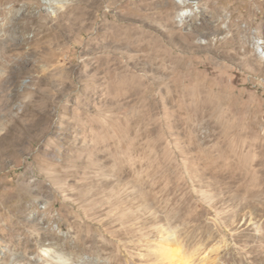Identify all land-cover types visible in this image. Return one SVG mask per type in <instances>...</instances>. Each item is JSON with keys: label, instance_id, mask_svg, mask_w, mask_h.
<instances>
[{"label": "rangeland", "instance_id": "obj_1", "mask_svg": "<svg viewBox=\"0 0 264 264\" xmlns=\"http://www.w3.org/2000/svg\"><path fill=\"white\" fill-rule=\"evenodd\" d=\"M82 1L0 0V264H264V0Z\"/></svg>", "mask_w": 264, "mask_h": 264}, {"label": "bare ground", "instance_id": "obj_2", "mask_svg": "<svg viewBox=\"0 0 264 264\" xmlns=\"http://www.w3.org/2000/svg\"><path fill=\"white\" fill-rule=\"evenodd\" d=\"M98 1H99V0H98ZM83 2H87V1L84 0V1H82V3H83ZM99 2H100V1H99ZM160 2H161V0H156V1L152 2L151 4H149L150 7L147 5V6L150 8V13L148 12V13H149L148 17H149V16H155V15H157V14H161V13H160V10L157 11L156 8L153 7V6L156 5V3L158 4V3H160ZM88 3H89V2H88ZM96 3H97V2H96ZM90 5H91V4H90ZM136 5H137V4H136ZM143 5H144V4H143ZM145 5H146V3H145ZM85 6H86V5H85ZM140 6H141V5H140ZM133 8H134V7H133ZM149 8H148V9H149ZM167 8H168V7H167ZM84 9H85V7H84ZM131 9H132V8H131ZM157 9H160V6L157 7ZM163 9H164V8H163ZM162 11H163V10H162ZM137 12H138V11H137ZM137 12H136V13H137ZM139 12H140V11H139ZM168 12H169V11H168ZM130 13H132V12H130ZM140 13H141V12H140ZM143 13H144V12H143ZM163 13H164V12H163ZM91 14L93 15L94 13H88V12L82 10V11L77 12L76 14H73L71 17L66 13L65 18H67V19L70 18V19H71V18L73 17L74 20H77V22H78V20L81 21V19H84V18H86L87 15H91ZM75 15H76V16H75ZM77 15H78V16H77ZM169 15H170V14H169ZM94 16H95V15H94ZM166 16H167V15H166ZM166 16H165V17H166ZM185 17H186V16H185ZM65 18H64V19H65ZM73 18H72V19H73ZM137 18H138V17H137ZM161 18H162V17H161ZM163 18H164V17H163ZM168 18H169V17H168ZM110 19H111V18H110ZM158 19H159V18H158ZM159 21H160V20H159ZM161 21H162V20H161ZM166 21H167V19H166ZM167 22H168V21H167ZM168 24H169V23H168ZM172 24H173V23H172ZM172 24H171V25H172ZM173 26H174V25H173ZM197 26H198V25H197ZM198 27H199V26H198ZM171 28H172V27H171ZM173 28H174V27H173ZM110 30H111V29H110ZM171 30H172V29H171ZM176 31H177V30H176ZM191 31H194V30H191ZM173 32H174V31H173ZM194 32H195V31H194ZM179 33H180V32H179ZM107 34H109V33H107ZM169 34H170V33H169ZM173 34H174V33H173ZM173 34H172V36H173V38H174L175 35H173ZM177 34H178V32L176 33V36H178ZM109 35H110V34H109ZM179 35H180V34H179ZM110 36H111V35H110ZM172 36H171V37H172ZM111 37H112V36H111ZM118 37H119V36H118ZM199 39H201V38H199ZM119 40H120V39H119ZM121 40H122V39H121ZM109 41H110V39H109ZM200 41H201V40H200ZM179 42H180V41H179ZM209 42H210V41H209ZM225 42H226V41H225ZM115 43H116V42H115ZM115 43H114V44H115ZM190 43H191V42H190ZM210 43H211V42H210ZM116 44H117V43H116ZM124 44H125V43H124ZM196 44H197V43H196ZM237 44H238V43H237ZM121 45H122V44H121ZM202 45L208 46V42L206 43V42H204V41H201L199 47H201ZM238 45H239V44H238ZM185 46H187V48H191V47H192L191 44H186ZM209 46H210V45H209ZM112 47H113V46H112ZM119 47H120V46H119ZM193 47H194V46H193ZM115 48H116V47H115ZM121 48H122V47H121ZM203 48H204V47H203ZM206 48H208V47H206ZM206 48H205V49H206ZM194 49H195V48H194ZM237 49H238V48H237ZM256 50L260 53V59H261V60L259 61L260 64H262V63L264 64V49L262 48V46H261L260 43H258V47L256 48ZM235 52H236V54H237V53H238V50H236ZM235 52H234V53H235ZM224 53H225V52H224ZM226 53H227V52H226ZM222 54H223V53H222ZM229 55H231V54H229ZM233 55H234V54H233ZM234 57H235V56H234ZM234 57H233V58H234ZM247 57H248V56H247ZM164 59H166V57H163V60H164ZM173 60H174V59H173ZM247 60L250 61V60H251V57L247 58ZM164 61H165V60H164ZM170 61H172V60H170ZM174 63H175V62H174ZM263 64H262V65H263Z\"/></svg>", "mask_w": 264, "mask_h": 264}]
</instances>
